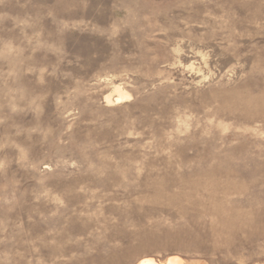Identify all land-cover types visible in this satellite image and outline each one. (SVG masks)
<instances>
[{"label": "rangeland", "instance_id": "1", "mask_svg": "<svg viewBox=\"0 0 264 264\" xmlns=\"http://www.w3.org/2000/svg\"><path fill=\"white\" fill-rule=\"evenodd\" d=\"M175 258L264 264V0H0V264Z\"/></svg>", "mask_w": 264, "mask_h": 264}, {"label": "bare ground", "instance_id": "2", "mask_svg": "<svg viewBox=\"0 0 264 264\" xmlns=\"http://www.w3.org/2000/svg\"><path fill=\"white\" fill-rule=\"evenodd\" d=\"M170 261V262H169ZM167 262L169 263H166V264H178L180 262L179 259L175 258V259H171ZM138 264H159L158 262H156L155 260L153 259H144V260H141Z\"/></svg>", "mask_w": 264, "mask_h": 264}]
</instances>
